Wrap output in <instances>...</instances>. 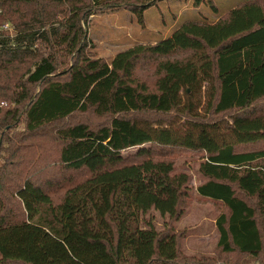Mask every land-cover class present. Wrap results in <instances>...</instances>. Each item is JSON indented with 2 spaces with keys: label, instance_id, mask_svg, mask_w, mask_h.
<instances>
[{
  "label": "trees",
  "instance_id": "trees-1",
  "mask_svg": "<svg viewBox=\"0 0 264 264\" xmlns=\"http://www.w3.org/2000/svg\"><path fill=\"white\" fill-rule=\"evenodd\" d=\"M150 3L0 0V24L17 34L0 49V264H264V0H244L215 23L186 22L111 62L92 55L84 22L124 8L143 23ZM147 70L153 83L141 78ZM46 142L53 157L27 174L29 152ZM173 149L207 154L197 192L226 208L217 259H188L168 231L153 229L143 245L141 211L159 196L133 169L146 158L171 164ZM84 169L89 179L70 180ZM159 187L178 220L188 179Z\"/></svg>",
  "mask_w": 264,
  "mask_h": 264
},
{
  "label": "rangeland",
  "instance_id": "rangeland-1",
  "mask_svg": "<svg viewBox=\"0 0 264 264\" xmlns=\"http://www.w3.org/2000/svg\"><path fill=\"white\" fill-rule=\"evenodd\" d=\"M212 1L215 9L209 0H204L198 7L194 5L195 0H151V8L145 10L143 14V23H139L137 15L124 8L97 11L83 23L89 42L88 50L95 58L111 62L120 52L140 45H153L168 38L179 26L186 22L204 21L215 23L231 9L242 4L244 0ZM2 27L3 25L0 24V31ZM13 35L14 38L17 36L15 33ZM13 40L10 38L11 43H13ZM144 72H141V78L153 83L155 81L153 71L147 70ZM221 117L223 119L229 118L228 115H225L219 116L218 119ZM87 119L92 124L101 121L93 115L87 116ZM74 120L76 122L86 121V118L78 116ZM24 129V123L18 125V131ZM51 145L46 142L43 150H39L37 146V149L29 152L35 157L32 159L27 174L32 173L34 168L40 165L38 164L39 159L53 157L55 149L50 148ZM132 151L123 152V155ZM165 159L170 161L171 164L157 163L154 165L149 158H146L135 165L133 169L135 178L140 182L143 191L158 193L159 196L157 206L143 207L141 211L143 223L141 231L144 247H148L153 229L160 233L168 231L171 233V237H180L182 254L188 259L202 257H215L217 259V246L220 238L217 220L226 211V208L221 202L203 198L197 192L198 187L206 181L201 173V165L206 161L207 154L204 151L173 149L172 153ZM91 176L92 173L84 169L74 173L70 180L81 182ZM165 178L176 182L188 179L190 198L183 205L182 214L176 221L170 219V212L165 207L170 195L165 190L160 191L159 186ZM236 260L232 256L226 258L224 262H217V264H231ZM189 261L194 263L193 260ZM238 262L239 264H256L255 260L250 258L240 259Z\"/></svg>",
  "mask_w": 264,
  "mask_h": 264
},
{
  "label": "built area",
  "instance_id": "built-area-1",
  "mask_svg": "<svg viewBox=\"0 0 264 264\" xmlns=\"http://www.w3.org/2000/svg\"><path fill=\"white\" fill-rule=\"evenodd\" d=\"M0 49H3L2 40L4 39H14L13 33L16 34L15 28L10 24H5L2 27V30L0 31ZM10 32V33H9ZM17 35V34H16ZM6 106V103L3 102L0 104V109L4 108Z\"/></svg>",
  "mask_w": 264,
  "mask_h": 264
}]
</instances>
